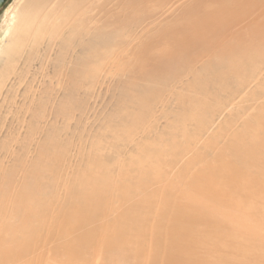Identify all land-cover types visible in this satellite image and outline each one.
Listing matches in <instances>:
<instances>
[{
    "label": "bare ground",
    "instance_id": "bare-ground-1",
    "mask_svg": "<svg viewBox=\"0 0 264 264\" xmlns=\"http://www.w3.org/2000/svg\"><path fill=\"white\" fill-rule=\"evenodd\" d=\"M170 1L171 5L175 4ZM45 3L46 0H23L18 9L10 10V5L3 13L6 15L4 23L8 24L6 37L4 36L7 40L6 45L0 47V53L5 55L2 59L6 60L9 56V64L14 59L10 53L20 41L24 44L29 39L30 26L33 27L35 18H38L37 12ZM169 9L173 10L174 7H168L167 10ZM139 13L134 15L139 17ZM49 15H52L51 12ZM134 15L132 16L136 20L133 25L137 27L141 20H137ZM151 15L146 17L151 19ZM152 16L154 19L155 16ZM173 16L174 21H165L166 25L153 30L149 38L142 37L133 52L134 65L128 69L134 73V80L149 81L153 88L143 90L142 94L134 97L137 104V112L131 118L134 125L127 126L126 129H136L135 126L147 116L154 101L160 99L163 87L169 81L179 78L180 74L188 75L190 81L185 82L184 93L174 97L182 109L177 122L195 119L200 125L204 124L210 108L222 109L237 97L241 88L243 90L251 82L258 81L259 77L256 87L260 91H257L261 96L264 95V0H193L181 9L180 15L176 18ZM254 16L256 17L251 19ZM46 17L41 20L33 35L35 40L47 34ZM122 23L126 26L132 21ZM241 23L244 25L239 31H229L232 26L236 28ZM245 23L250 24L245 26ZM137 29L134 32L141 31ZM50 34L52 37L54 31ZM79 35L80 32L75 30L74 36ZM105 37L103 46L108 52L113 50L111 44L114 40L117 42L114 44H118L114 47L118 50L121 48L118 53L122 49L125 52L119 35ZM117 57L115 59L119 60V56ZM203 58L204 65L194 69L197 60ZM81 62L73 70V74H91L92 63L89 60ZM118 70L125 71L127 67L125 69L122 62ZM72 77L75 76L71 75ZM257 91L249 92L243 103L253 102ZM122 106L123 103L121 108ZM249 108L250 105L245 107L241 104L234 112L236 118L232 122H225L224 128L236 125L238 118L245 116ZM192 110L198 112V115L191 116ZM227 137L228 135H224V138ZM9 143L7 148L0 147L5 154H9L13 148V141ZM3 145L7 146L8 143ZM144 151L143 156L134 161L142 175L140 186L148 183L150 173H159L163 156L174 152L171 148L167 150L152 147ZM64 155L66 156L65 152ZM95 158H91L93 164L85 165L87 169L84 168V171L80 170L76 175L73 172V177L67 182V175L64 173V184L59 183L62 156L46 150V147L40 149V157L34 158L37 162L31 167H25L24 164L25 168L22 170L23 167L20 166L23 174L17 183L14 177L15 166L12 164L6 167L3 159H0V264H94L96 258L100 259L101 264H189L186 259L193 261L195 258L186 256L188 248L182 243L190 246L192 242L201 240L206 234L204 228L206 223L209 224V219H214L213 228L209 232L216 231L221 235V221L225 218L236 227L237 233L234 236L244 234L253 238L256 235L253 228H245V233H242L237 227L236 223L247 217L234 216L233 212L225 213L220 206L210 209L208 204L221 203V197H224L223 203L228 202L225 196L228 189L218 188L226 173L238 174L248 179L257 178L264 183V103L255 113L250 114L249 119L243 121L214 161L222 167L221 170L207 167V170L190 178L186 189L191 187L193 192L184 190L180 184L169 183L160 193L136 195L129 186L132 172L129 167L122 170L120 166L119 170L117 165L118 170H112L106 166L110 157H106L105 164V159L102 161L97 158L95 162ZM145 166L147 169H142ZM184 166L181 174L193 169L194 163L191 161ZM241 185L242 182L238 181L235 188L238 189ZM208 187H211L215 197H204L203 200L202 196L204 192L207 194ZM249 190L253 194L264 193V186ZM179 198L187 200L191 207L189 211L184 212L178 207ZM235 210L257 211V208H241L236 204ZM108 217L110 221L102 222ZM260 221L264 222V215L260 216ZM162 227L163 233L160 231ZM143 239L151 240L147 253ZM46 248H49L48 252L44 250ZM166 248H170L172 254L166 253ZM241 251L244 258L254 250L241 246ZM34 255L37 256L32 257ZM260 260L255 264H261Z\"/></svg>",
    "mask_w": 264,
    "mask_h": 264
},
{
    "label": "rangeland",
    "instance_id": "rangeland-1",
    "mask_svg": "<svg viewBox=\"0 0 264 264\" xmlns=\"http://www.w3.org/2000/svg\"><path fill=\"white\" fill-rule=\"evenodd\" d=\"M22 1L6 0L0 8L1 48L6 45V27L8 26L4 23L6 15L3 13L10 5V10L18 9ZM153 1L46 0V3L42 4L37 12L38 18L37 20L35 18L36 22L33 27L30 26L31 31H29V39H27L29 41L26 40L24 44L20 41L18 46L14 47L15 50L10 53L14 57L13 61L9 64L11 61L9 56L5 60V58L2 59L5 55L2 56L0 53L1 149L7 148L9 142L13 141V144L11 143L13 153L10 150L9 154H5L0 150V159H3V165L6 167L12 166V164L15 166L16 183L22 177V170L37 162L35 160L40 157V149L44 147L46 150L62 156L59 183L64 184L73 177L74 173L76 175L79 173L78 171L87 169V165L93 164L91 158L96 157L94 160L96 162L97 158L102 156L100 158L102 161L105 159L103 162L105 164L106 157H110L106 166L112 170H116L118 165L119 170L121 166L122 170L129 167V170L132 171L129 186L132 193L139 196L149 192L160 193L166 189L169 183L180 184L185 190L190 178L198 172L207 170V167L221 170L222 167L214 161L243 121L249 119L250 114L255 113L256 109L264 103V95L261 96L258 92L260 90L256 87L260 77L258 81L251 82L243 90L241 88L237 97L232 102L226 103L222 109L210 108L205 123L200 125L195 119L176 121L182 109L174 97L176 94L184 93V84L190 81L188 75L180 74L179 78L169 81L163 87L160 99L154 101L157 104L151 105L147 116L135 126L136 129H126L127 126L134 125L131 119L137 112L134 97L150 90V87L153 88V84L149 81L134 80V73L129 70L134 65L133 52L137 48L136 45L140 43L142 37L149 38L153 30L166 25L168 21H174L175 19L172 20L171 16L174 15L173 17L176 18L180 15L181 9L193 0H172L175 6L173 3L170 4V0H166V4H164L165 0ZM166 5L168 6L166 7ZM168 7H174V9H169L172 10L170 12L167 10ZM50 12L52 15H49ZM139 12L143 13V16ZM163 12L164 14H161ZM138 13L144 20L142 17L139 18L140 15H138L139 17L134 15ZM151 14L156 19H152ZM132 15L137 20H143V23L146 20L144 23L146 29L141 21L137 27L135 24L133 25V21L136 19ZM150 15L152 18L148 19L146 16L150 17ZM45 16H47L48 26L45 30L48 35L39 37L40 40L39 38L35 40L33 35ZM159 16L161 17L159 18ZM81 20L82 22H80ZM122 21H132V23L125 26ZM248 24L250 23H245V26ZM243 25L244 23H241L238 27L235 26L236 28L232 26L229 31L231 29L239 31ZM135 27L141 29L142 33H139L140 30L137 31L138 33L134 32L136 31ZM52 30L54 35L51 37L49 33H52ZM75 30L80 32L79 37L74 36ZM132 31L133 33L130 34ZM113 35H119L122 39V47L125 49V52L122 51L123 49L120 51L122 54L118 53L121 48L118 50L117 47H114V43H117L115 40L111 44L112 47L110 46L111 50L113 49L112 54V51L108 52L103 46L105 36ZM132 35L135 37L133 38ZM117 56H119V60L115 59ZM88 60L93 66L91 74L88 73L87 76L74 75L73 70L79 66L80 62ZM204 60L205 58L197 60L194 69H199V66L201 68L204 65L202 63ZM122 62L128 71L118 70ZM71 75L76 78H71ZM253 91H257L255 100L251 103H243L249 92ZM5 98L6 100H4ZM122 103L124 107L121 108ZM241 104H244L245 107L250 105L249 110L245 112V116L238 118L239 121L236 125L225 129L223 124L232 122L236 118L234 112ZM190 115L196 116L198 112L192 110ZM224 135H228V137L224 138ZM149 147L167 150L171 148L174 152L165 154L159 173H150L148 183L145 186H140L139 181L142 175L134 161L143 156L144 150ZM10 155L11 157H9ZM100 158L98 159L100 160ZM191 161L194 163L193 169L181 174L185 168L184 165ZM89 162L91 163L89 164ZM103 163L101 164L105 166ZM20 166L23 167L22 170ZM142 169H147V166ZM65 176L67 179L65 178L64 182ZM238 181H241L242 185L236 189L235 184ZM262 186L264 183L257 178L248 179L238 174L229 175L228 173L223 176L218 188L226 187L228 189V194L225 193L228 202L223 203L224 197H221L219 199L221 203L214 202L208 204V207L212 209L220 206L225 213L233 212L234 216L247 217L236 225L242 233H245V228H253L256 235L253 238L244 234L234 236L237 233L236 227L225 218L221 221V235L216 231L209 232L213 228L214 221V219H209V224L206 223L204 228L206 234L201 240L192 242L190 246L182 243L186 249L188 248L186 256L195 258L193 261L186 259L189 264H198L199 262L201 264H255L257 260L264 258V222L260 221V216L264 215V193L253 194L249 190L250 188L259 189ZM186 190L194 191L191 187ZM213 195L211 187H208L207 194L204 192L202 199L215 197ZM177 203L184 212L191 208L185 199L179 198ZM236 204L241 208L255 206L257 211L235 210ZM108 220L111 219L108 217L102 222ZM160 231L163 233L164 227ZM149 241L151 240L146 239L142 242L145 244L146 253L150 249ZM241 246L249 247L254 251L243 258ZM48 249L44 250L48 252ZM166 253L172 254V250L166 248ZM200 259L203 260L199 261ZM260 261L261 264H264V260ZM94 264H101L100 259L96 258Z\"/></svg>",
    "mask_w": 264,
    "mask_h": 264
},
{
    "label": "water",
    "instance_id": "water-1",
    "mask_svg": "<svg viewBox=\"0 0 264 264\" xmlns=\"http://www.w3.org/2000/svg\"><path fill=\"white\" fill-rule=\"evenodd\" d=\"M6 0H0V8L2 7V5L4 4Z\"/></svg>",
    "mask_w": 264,
    "mask_h": 264
}]
</instances>
